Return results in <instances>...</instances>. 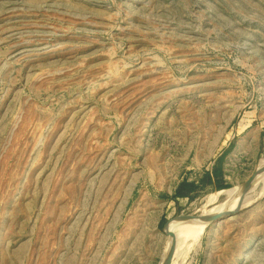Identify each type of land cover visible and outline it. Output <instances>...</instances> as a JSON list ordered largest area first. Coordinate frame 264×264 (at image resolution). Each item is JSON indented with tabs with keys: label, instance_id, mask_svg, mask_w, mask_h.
Listing matches in <instances>:
<instances>
[{
	"label": "rangeland",
	"instance_id": "1",
	"mask_svg": "<svg viewBox=\"0 0 264 264\" xmlns=\"http://www.w3.org/2000/svg\"><path fill=\"white\" fill-rule=\"evenodd\" d=\"M263 158L264 0H0V264H159ZM258 183L171 264H264Z\"/></svg>",
	"mask_w": 264,
	"mask_h": 264
},
{
	"label": "bare ground",
	"instance_id": "2",
	"mask_svg": "<svg viewBox=\"0 0 264 264\" xmlns=\"http://www.w3.org/2000/svg\"><path fill=\"white\" fill-rule=\"evenodd\" d=\"M262 165H264V158L262 160H260L258 166H262ZM258 182L262 183V185L264 186V171L261 172L260 174H258V176L256 177L254 183L252 184V186L250 187L249 190H251L254 187V184L256 186V183H258ZM220 194L221 195L223 194V196L225 195V199H222L221 201L219 200L218 202H216ZM251 195H246L244 197V199L242 200V203H241L242 207L246 206L251 201ZM239 196H240V187L239 186H236L235 188H232V189H224V190L214 192L208 198L205 206H203L204 208H203V211L201 212V214L206 215V214H210V213H216V212L224 211L226 209H232L238 203ZM213 203H215V204H213ZM211 204H213V205L211 207L210 206L208 207V205H211ZM226 218L228 219L229 217H226ZM226 218H222L220 220H223ZM220 220H218V221H220ZM205 226H206V224L201 223L199 221H184L180 224H177L176 226H173V225L169 226L170 230H172L174 232V235H175V243H174V248H173V252H172L171 262L174 261L173 263H176L175 257L177 258L178 255L180 254V251H181L180 247H182V249H183V246H182L183 241L185 239L187 241V239H189V238L190 239L193 238L195 240L197 238L199 239V237L201 236ZM184 236L186 237L185 239H184ZM184 243H185V241H184ZM184 247H185V244H184ZM188 248H189V246H188Z\"/></svg>",
	"mask_w": 264,
	"mask_h": 264
},
{
	"label": "water",
	"instance_id": "3",
	"mask_svg": "<svg viewBox=\"0 0 264 264\" xmlns=\"http://www.w3.org/2000/svg\"><path fill=\"white\" fill-rule=\"evenodd\" d=\"M264 171V165L258 166L253 174L246 180L244 181L241 186H240V196H239V201L236 204L235 207L232 209H226L224 211L216 212V213H210V214H187V215H182L180 217L175 218L174 220L171 221V223L168 225L166 228V234L169 236L168 240V245L166 247V250L164 251V254L159 262V264H171L172 260V252L174 248V243H175V235L172 230H170V225L176 226L177 224H180L184 221H199L201 223H204L206 225L210 223L217 222L218 220L226 217H231L238 213V211L241 208V203L242 200L244 199L246 193L249 191L250 187L254 183L256 177L258 174ZM220 191V190H219Z\"/></svg>",
	"mask_w": 264,
	"mask_h": 264
},
{
	"label": "trees",
	"instance_id": "4",
	"mask_svg": "<svg viewBox=\"0 0 264 264\" xmlns=\"http://www.w3.org/2000/svg\"><path fill=\"white\" fill-rule=\"evenodd\" d=\"M215 174H218V171H215ZM182 188H184V189L186 188L188 190H193L194 189V187L191 184H188V183H182ZM176 195L181 196L182 194H181L180 191H178V192H176Z\"/></svg>",
	"mask_w": 264,
	"mask_h": 264
}]
</instances>
